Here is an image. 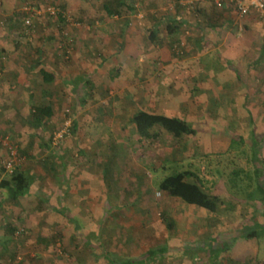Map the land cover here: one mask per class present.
<instances>
[{"label": "crops", "instance_id": "crops-1", "mask_svg": "<svg viewBox=\"0 0 264 264\" xmlns=\"http://www.w3.org/2000/svg\"><path fill=\"white\" fill-rule=\"evenodd\" d=\"M53 1H57L60 6L58 9L61 8L64 12L61 14L62 20L57 16L49 17L44 11V14L37 17L34 23V32L39 35L38 46L30 48L27 44L19 43L22 46L20 48L22 56L25 52L35 49L31 55L39 59L37 75L40 76L43 84L38 83L40 89L37 94L35 92L37 85L34 84L35 79L33 78L36 72L32 71L28 63L18 60V55L17 57L14 55L19 52L17 51L18 43L8 39V32L15 27L19 28L21 20L16 18L14 12L19 6L17 7L16 0H0V24H5L4 29L5 26L8 27L4 33H0V71L6 72V80L0 85V126H2L0 130L7 127L6 129L13 131L14 136L28 140L35 136L30 133V129H34V127L27 122L29 115L21 118L8 110L9 107L15 105L32 107L37 104L64 105L71 96L75 103L78 104L79 98L85 101V105L88 99L100 98L97 96V92L101 91L104 84L112 85L121 91L122 96L114 98H117V102L123 107L129 105L125 122H131L132 116L137 111L133 101L146 108L144 110H148L149 107L146 106L153 109L155 101L152 96L154 92L148 84L151 81L154 82V78L157 91L164 89V85L170 83L175 85L177 91H180L178 95L180 101L176 102L174 117L181 118L187 123L188 121L193 122L189 112L194 102L189 99V94H184L183 91L197 90L204 93L210 88V86L207 87V84L212 83L213 88L211 89H214V97L219 101L217 104L230 106V121L234 125L233 129H245L247 143L258 145V149H256L258 157L253 162V167L255 170H260L257 186L264 187L263 16L255 11L240 15L231 0H161V5L149 3L140 20L132 14V6L127 0H120L119 4H115L112 0ZM35 2L44 10L49 0H36ZM111 8L118 12L107 14V10L111 12ZM65 13L75 16L74 20L79 24L66 23ZM63 25L68 32V39L71 40L69 45L61 35ZM143 27H147L148 30L145 32ZM173 42L183 44L185 51L183 59H178L175 53L169 52L167 43L173 45ZM63 44L65 48L72 50L71 62L69 60L71 67L69 68L62 60V53L64 55L66 51L62 47ZM136 52L138 56L134 55ZM2 53L8 57L4 62H2L4 57ZM149 57L151 60L146 59ZM158 58L161 61L156 62V65L162 64L155 68L151 64L155 63V59ZM13 59L18 60L16 61L17 65L13 64L15 61ZM140 67H142V71L137 72V68L140 69ZM41 68L53 75L51 81L45 82L42 79ZM114 68L116 76L111 75L112 80L109 73L114 71ZM137 73H140V75L138 74L139 79ZM78 75H83V80L72 87L73 80ZM124 91L128 93L123 94ZM175 96L177 95L175 94ZM100 101L106 102V100ZM130 105L135 111L131 109ZM2 107L4 108L2 109ZM159 110L160 106L151 112L158 113ZM182 110L186 113L185 116H181ZM42 128L43 133L37 135V138L43 142L38 148L47 150L50 149V145L49 141H45V127ZM128 129L130 133L134 131L132 132L134 133L133 137L139 141L133 123L129 125ZM23 130L27 132L23 134ZM121 136L127 140L128 135L122 134ZM231 146L230 142L225 148H220L219 152L231 149ZM115 166L120 167L117 163ZM85 167L90 169L89 176L94 179L97 175L91 171H94L96 167L92 165ZM133 167L137 168V163H133ZM20 171L24 174L25 171L27 172L22 169ZM7 177L0 175V180ZM135 179L132 180L133 183L137 182ZM59 184L62 185L61 178ZM162 193V199L154 202L156 208L158 205L164 216L161 221L167 227L170 239L167 241L166 249L161 247L155 251L148 250L142 264H150L151 257L159 260L167 259L172 264H220L216 257L220 254L217 253L220 248L213 241L214 234L228 233L232 227L236 229L237 219L240 216L243 217V211L240 210L242 207H245L246 219L250 218V221L246 222V229L253 228L257 224H264V195L256 196V198L249 197L245 201V206L241 199L230 195L229 198L237 202L233 207H223V200L218 196L220 201L217 209L214 212H209L202 207L188 205L163 191ZM29 194L31 193L28 190L26 194L13 198L9 189L0 187V256H3V251L5 252L6 249H10V252L13 253L20 246L17 242L19 238L15 236L19 234L18 223L13 220H17L21 214L20 211L26 208V198H29ZM102 196L105 199L107 195L102 194ZM35 197L33 206H35V211L39 212L37 208L40 206L39 199H43L40 196L38 198L36 192ZM111 199L113 200L114 197ZM29 200L31 201V199ZM173 202L176 205L172 204ZM127 205L121 208L115 206L118 214L116 221L115 212H110V210L101 211V221H98L99 211L94 212L89 206L85 210L84 205L82 210L84 213L75 212V217L84 219L82 223L84 222L86 225L87 232L101 234L103 239V236L107 235L106 240H103V245L100 244L101 250L91 244L92 253L88 255L93 259L91 264H103L104 261L94 260L96 257L94 252L98 255L100 251L103 259H105L104 256L107 257L105 261L107 264H126L127 261H132L130 264H137V244H135L137 243V228L143 227L149 231V228L154 226L158 219L153 212L149 213L146 210L141 211V209H138L137 212V197ZM158 212L156 211V214ZM227 217L234 220L233 224L231 220L229 221L230 225L223 224L222 218ZM260 218L263 219L260 220ZM18 220L23 222V217H19ZM110 233L117 235L119 239L123 235V243H118L112 248L109 245L113 242V239L110 240L108 237ZM205 238L210 241H203ZM253 239L256 243L258 242L256 240L258 238L246 239L245 247L250 248L252 244L249 243ZM104 244L108 251L113 250L116 259H109V254L102 248ZM95 248L96 251H93ZM235 250L233 248V252ZM165 251L167 255H165ZM237 254L236 250L234 255L237 256ZM152 260L154 261V259ZM235 260L237 259L235 258ZM87 261L90 262L89 259Z\"/></svg>", "mask_w": 264, "mask_h": 264}, {"label": "rangeland", "instance_id": "rangeland-1", "mask_svg": "<svg viewBox=\"0 0 264 264\" xmlns=\"http://www.w3.org/2000/svg\"><path fill=\"white\" fill-rule=\"evenodd\" d=\"M18 1L20 2V4L18 3L19 7L17 6L18 9L14 11L16 18L21 20L20 11H23L24 6H27L32 8V22L26 29L13 28L8 32V39L18 43L17 51L19 52L14 54L16 57L18 55V60L28 63L32 71L36 72L33 78L35 79L34 84L37 85L35 92L39 94L38 83H42L40 76L37 75L39 59L31 55L35 49L25 52L22 56L20 49L22 46L19 43L27 44L30 48L38 46L39 35L34 32L36 18L42 16L44 11L52 18L56 17L58 13L64 14V12L61 8L58 9L59 4L53 0H49L44 10L35 2L36 0ZM127 1L132 6V14L138 20L143 18L142 13L149 3L162 4L161 0ZM157 4L154 7H157ZM126 12L128 11L126 10ZM68 16L72 19L75 18V16L65 13V19ZM4 25L0 24L1 34L5 32V29H8L6 26L4 29ZM143 28L145 32L148 30L147 27ZM63 29H65V25H63ZM61 35L64 38L63 33ZM172 44L167 43L169 52L172 51L178 59H183L185 56L183 44L175 42ZM71 51L69 48L68 56L62 53V60L67 64V68L71 67ZM2 54L4 56L2 62H4L8 57L5 53ZM134 55H137V52ZM146 59L151 60L150 57ZM13 60H15L13 64L17 65L16 61L18 60ZM155 60V63L151 65L155 68L161 66L162 63L156 65V62L161 60L159 58ZM220 62L222 61L220 60ZM141 69L142 67L137 68V72L142 71ZM5 73V71H0V85L6 80ZM113 74L115 77V68L109 73L110 76ZM138 74L140 75V73H137L139 79ZM82 80L83 75L75 77L72 87ZM155 80L154 78V82L151 81L148 84L154 92L152 96L155 101L153 109L157 110V107L160 106L158 113L174 116L176 102L180 101L178 97L180 91H177L178 89L171 83L164 85L166 89L157 91ZM207 87L209 89L204 92L205 94L203 91L197 90L183 91L184 94H189V99L194 102L189 112L194 121H188V123L197 132L195 135L180 138H174L170 133L157 126L154 128V132L158 135L157 138L151 141L137 138L139 141H136V138L133 137L134 133H132L134 131L130 133L128 129L132 122H125L129 105L124 107L120 105L117 98L114 97L122 96L121 91L107 84H104L101 91L97 92V96L100 98L88 99L85 105H78L75 100L71 99L73 97L71 96L64 105L54 104L51 106L52 116L45 127V141H49L50 149L38 148L43 140L37 138V135L43 133V128H31L30 133L35 136L26 140V138L14 136L11 129L3 127L0 130V175L4 177L9 175L3 166V160L10 158L8 152L10 145L17 151L14 168L27 170L25 174L31 181L29 187L31 194H29V198H26V208L20 211L21 214L17 220H13L18 223L19 234L15 236L19 238L17 242L20 246L13 253L10 252V249L3 251V256H0V264H91L93 259L88 256L92 253L91 244L100 249V244L103 245V240H106L107 235H104L103 239L101 234L87 232L86 225L84 222L82 223L84 219L75 217V212L84 213L82 211L84 205L85 210L89 206L94 212L99 211L98 221H101V211L110 210V212H115L116 221L118 214L115 206L121 208L132 203L135 197H137V212L138 209L146 210L149 213L153 212L158 219L157 223L149 228V231L143 227L137 228V243H135L137 244V264H142L148 250L155 251L161 247L166 249L168 245L169 231L167 232V227L161 221L164 216L158 205L156 208L154 201L162 199L163 193L158 188L159 182L164 177L181 171L191 170L196 173L206 191L222 198L223 207L236 205L237 202L232 201L234 199H230V195L241 199L244 206L249 197L263 196L264 187H258L256 183L260 170H255L253 167V162L258 157L256 150L258 145L247 143L245 129H233L234 125L230 121V106L217 104L219 101L214 97V89H211L213 88L212 83L207 84ZM127 93V91L123 92V94ZM167 95L169 97H166ZM172 97L174 98L172 99ZM100 100H106V102ZM133 103L137 111L146 109L135 101ZM201 103L202 105H199ZM130 107L133 110L132 105ZM146 107H149L147 108L149 111L153 110L150 106ZM8 110L25 118L29 115L31 107L15 105L9 107ZM12 112L9 113L12 114ZM3 113L5 112L3 111ZM185 114L182 110L181 116H185ZM25 132L27 131H22L23 134ZM122 134L128 135L127 140L121 136ZM230 142L231 149L219 152L220 148H225ZM133 153L135 154L133 155ZM116 163L120 167L115 166ZM133 163H137V168L133 167ZM87 165L96 167L94 171H91L97 175L94 179L89 176L90 169L85 167ZM113 167L115 168L113 169ZM60 178L62 185L59 184ZM133 179L137 182L133 183ZM71 190L72 192H70ZM35 192L38 198L40 196L43 199L42 203H39L40 206H37L39 212H36L35 206H33L36 200ZM102 194L107 195L105 199ZM111 197L114 199L112 200ZM240 210L243 211V217L240 216L237 219L236 229L232 227L228 233L214 234L213 241L220 248L217 252L220 254L216 256L217 261L220 264H264V234L256 239L259 249L255 239L249 243L252 244L250 248L245 247L246 239L242 237L241 233L244 232L246 222L250 221V218L246 219L245 217V207ZM156 211H159L158 214ZM111 215L114 218L113 213ZM19 217H23V222L18 220ZM262 219L260 218V220ZM230 220L229 217L222 218L223 224L227 226L230 225ZM231 221L233 224L234 220ZM108 237L110 240L113 239V242L109 244L112 248L124 241L123 235L119 239L117 235L110 233ZM203 241L210 240L205 238ZM102 248L109 254V259H116L113 250L108 251L106 244ZM233 248L237 250V256L234 255L236 250L233 252ZM93 251H96V248ZM166 251L165 255H167ZM256 251L257 254H255ZM94 253L95 261H104L103 264H107L105 263L107 257L104 256L105 259H103L101 251L98 255L96 252ZM88 259L90 262L87 261ZM149 262L150 264H172L167 259L159 260L155 257H151Z\"/></svg>", "mask_w": 264, "mask_h": 264}, {"label": "trees", "instance_id": "trees-1", "mask_svg": "<svg viewBox=\"0 0 264 264\" xmlns=\"http://www.w3.org/2000/svg\"><path fill=\"white\" fill-rule=\"evenodd\" d=\"M112 1L115 2V4H119L120 2V0ZM16 2L17 6H19L20 2ZM115 11L117 10L111 8V12L107 10V14H113ZM27 14L28 12H25L24 10L20 11V15L22 16L19 27L22 29H24V27L21 24ZM17 15L19 16V13ZM57 17L62 20L61 13H58ZM169 27L170 26L168 25V28ZM62 47L64 50L67 49L64 47V44ZM40 73L42 75V79L45 82H49L53 79V75L45 69L41 68ZM84 103V100L78 98V105H83ZM52 112L53 111L50 104L33 105L27 118V122L34 128L46 127L52 116ZM131 122L135 126L139 140L155 138L157 133L154 132V128L157 126L170 133L173 137L195 135L197 132L196 129L192 127V125L181 118L154 113L144 109L137 111L132 116ZM191 177L195 180H190L192 179ZM30 182L31 181L28 176H26L19 169L14 168L13 172L9 173L7 178L0 180V187L9 189L12 197L16 198L25 194V192L29 190ZM259 187L262 186L259 185ZM158 188L160 191L165 192L169 196L179 198L186 204L202 207L209 212H214L217 209L220 201L218 196L210 194L205 190L203 185L200 183L198 175H196V173L191 170L181 171L164 177L159 182ZM39 203H42L41 199H39ZM168 225L170 226V224ZM262 234H264V224H257L253 228H245L244 232L241 233L242 237L245 239L259 238ZM131 262L132 261H127L126 264H130Z\"/></svg>", "mask_w": 264, "mask_h": 264}, {"label": "built area", "instance_id": "built-area-1", "mask_svg": "<svg viewBox=\"0 0 264 264\" xmlns=\"http://www.w3.org/2000/svg\"><path fill=\"white\" fill-rule=\"evenodd\" d=\"M231 1L234 4L236 10L238 11V13L240 15H246L250 11H255L259 15L264 17V0H231ZM23 10L25 12H28V14L26 15L25 19L23 20V22L21 24L26 29L31 25L33 13L31 12L32 8L27 7V6H24ZM65 21L67 23L70 22V23H74L76 25L79 24L78 22L74 21V19H72V17H69V16L66 17ZM62 33L64 35V38L66 39V41L69 44L71 40L68 39V32L63 29ZM68 55H69V48H67L65 51V56H68ZM8 152L10 154V158L3 160V166L8 173H11L14 170L15 160L17 159V156H16L17 151L14 147L9 145L8 146Z\"/></svg>", "mask_w": 264, "mask_h": 264}]
</instances>
